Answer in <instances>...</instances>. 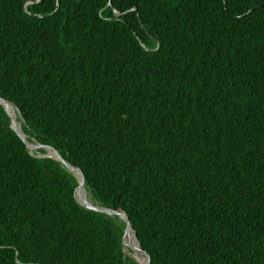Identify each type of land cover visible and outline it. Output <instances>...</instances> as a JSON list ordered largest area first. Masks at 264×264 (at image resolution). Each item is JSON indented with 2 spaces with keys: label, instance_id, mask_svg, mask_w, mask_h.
<instances>
[{
  "label": "trees",
  "instance_id": "obj_1",
  "mask_svg": "<svg viewBox=\"0 0 264 264\" xmlns=\"http://www.w3.org/2000/svg\"><path fill=\"white\" fill-rule=\"evenodd\" d=\"M0 98L149 264H264V0H0ZM10 124L0 264H138Z\"/></svg>",
  "mask_w": 264,
  "mask_h": 264
},
{
  "label": "water",
  "instance_id": "obj_2",
  "mask_svg": "<svg viewBox=\"0 0 264 264\" xmlns=\"http://www.w3.org/2000/svg\"><path fill=\"white\" fill-rule=\"evenodd\" d=\"M7 104H11L3 99L0 98V105L3 106L4 110L6 111V113L8 114V116L10 117V120H11V124H10V127L11 129L21 138V140L24 142L27 150L29 151L30 149H34V150H38V149H41L43 150L45 153H43V156L44 157H48V158H53L55 159L56 161H58L59 163L62 164V166H64L70 173H72L77 181H78V188L77 190L75 191V198H76V201L78 202L79 205H81L82 207H84L85 209L87 210H90V211H95V212H99V213H104V214H107L109 216H117L118 218H120L122 221H124L125 225H126V228H125V231H124V236H123V241H122V247H123V252H124V255L126 256H130V255H127L126 253V250H125V245H124V238L126 236V233L128 230H131L132 233H133V238H134V241L135 243L138 245V252L142 253L141 252V249H140V246H139V242H138V239H137V236H136V233L130 223V220L129 218L127 217L126 213L124 211H117V210H112V209H108V208H104V207H101L93 202H91V204H88V203H85L83 201H81L80 199H78L77 197V191L78 189L81 187V186H84L85 184V180H84V176L83 174L81 173L80 170H78L77 168L73 167L71 164H69L68 162H66L60 155L57 151L53 150V152L56 154V156H50L46 149L48 147H45L43 145H40L39 143L37 142H30L29 141V137L23 132L22 130V126H21V131L20 130H17L15 127H14V121H13V117L11 116V114L8 112L7 110ZM14 109H15V112H16V115H17V118L19 116V112L17 111V109L15 108V106L13 104H11ZM38 147H36V145ZM49 149V148H48ZM30 153V152H29ZM31 154V153H30ZM42 158V157H40ZM74 170H76L78 173L75 174L74 173ZM131 258H133L138 264H143L142 262H140V260H138L136 257L134 256H130ZM144 264H149V260L146 259L145 263Z\"/></svg>",
  "mask_w": 264,
  "mask_h": 264
},
{
  "label": "bare ground",
  "instance_id": "obj_3",
  "mask_svg": "<svg viewBox=\"0 0 264 264\" xmlns=\"http://www.w3.org/2000/svg\"><path fill=\"white\" fill-rule=\"evenodd\" d=\"M6 107L9 108V109L7 108V110H8V112L11 114V116L13 117V121H14V126H15V128H16L17 130H20V131H21V125H20V123H19L18 120H17V115H16V112H15L14 107H13L11 104H7ZM46 151H47V153H48L50 156H56V154H54V153H53L52 151H50L48 148L46 149ZM74 173L77 174L78 172H77L76 170H74ZM85 191H86V189H85L84 186H81V187L79 188V199H80L81 201H83V202H85V201H84V199H82V192L85 193ZM90 202H91V201H90ZM85 203H86V202H85ZM131 233H132V231H131V230H128L127 233H126V236H125V238H124L125 250H126L127 246L129 245V244H128V240H130L131 248H133V251H134L133 256L136 257L138 260H140V262H142V263L144 264L145 261H146V258H145L140 252H138V248H137L136 243H135L134 238H133V233H132V236H131ZM126 251H127V250H126ZM126 253H127V252H126ZM127 255H129V254L127 253ZM142 259H144L145 261L143 262Z\"/></svg>",
  "mask_w": 264,
  "mask_h": 264
},
{
  "label": "rangeland",
  "instance_id": "obj_4",
  "mask_svg": "<svg viewBox=\"0 0 264 264\" xmlns=\"http://www.w3.org/2000/svg\"><path fill=\"white\" fill-rule=\"evenodd\" d=\"M18 120V119H17ZM18 122L20 123V125H21V121H19L18 120ZM29 152L33 155V156H36V157H44L43 156V153L41 154V153H39V152H37V150H34V149H30L29 150ZM82 199H84V201L86 202V203H88V204H91V202H92V196H91V194L86 190L85 191V193H83L82 192ZM91 201V202H90ZM131 235H132V233H131ZM128 246H127V248H126V252L130 255V256H133V253H134V251H133V248H131V244H130V240H128ZM142 261H145L144 259H142Z\"/></svg>",
  "mask_w": 264,
  "mask_h": 264
}]
</instances>
